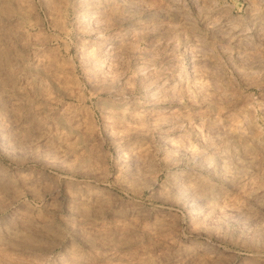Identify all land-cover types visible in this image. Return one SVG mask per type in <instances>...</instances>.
<instances>
[{"label": "rangeland", "instance_id": "374dc122", "mask_svg": "<svg viewBox=\"0 0 264 264\" xmlns=\"http://www.w3.org/2000/svg\"><path fill=\"white\" fill-rule=\"evenodd\" d=\"M0 264H264V0H0Z\"/></svg>", "mask_w": 264, "mask_h": 264}, {"label": "bare ground", "instance_id": "6f19581e", "mask_svg": "<svg viewBox=\"0 0 264 264\" xmlns=\"http://www.w3.org/2000/svg\"><path fill=\"white\" fill-rule=\"evenodd\" d=\"M231 123H232V122H231ZM241 123H242V122H241ZM228 124H229V125H228ZM224 125H226V124H224ZM241 125H242V124H241ZM243 126H244V125H243ZM226 127H227V131H228L229 133H231V134H234L235 131H237V133H239L238 131L241 130V129L243 128L242 126H241V127H242V128H241V127H240V124H239V123L237 124L236 122H235V123H232V124L227 123ZM226 127H225V128H226ZM242 130H244V128H243ZM242 132H243V131H242ZM242 132H241L240 134H245V132H243V133H242Z\"/></svg>", "mask_w": 264, "mask_h": 264}]
</instances>
